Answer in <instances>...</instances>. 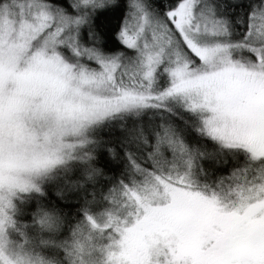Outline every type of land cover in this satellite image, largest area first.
<instances>
[{
	"label": "snow or ice",
	"instance_id": "6c2138e0",
	"mask_svg": "<svg viewBox=\"0 0 264 264\" xmlns=\"http://www.w3.org/2000/svg\"><path fill=\"white\" fill-rule=\"evenodd\" d=\"M0 264H264V0H0Z\"/></svg>",
	"mask_w": 264,
	"mask_h": 264
}]
</instances>
